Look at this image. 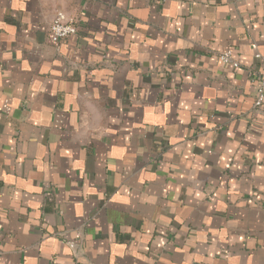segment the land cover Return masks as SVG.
Instances as JSON below:
<instances>
[{"label":"crops","instance_id":"0c3cea01","mask_svg":"<svg viewBox=\"0 0 264 264\" xmlns=\"http://www.w3.org/2000/svg\"><path fill=\"white\" fill-rule=\"evenodd\" d=\"M256 54L264 0H0V264H264Z\"/></svg>","mask_w":264,"mask_h":264},{"label":"built area","instance_id":"2783aa9c","mask_svg":"<svg viewBox=\"0 0 264 264\" xmlns=\"http://www.w3.org/2000/svg\"><path fill=\"white\" fill-rule=\"evenodd\" d=\"M47 33L49 40L53 44H58L61 41L74 36L76 34V26L73 20H69L65 17L64 13L56 12L51 20ZM254 58L260 63L261 72L256 84V91L253 106L255 108L260 107L264 103V58L259 54H256ZM221 62L227 64L231 62V52L226 51L219 56Z\"/></svg>","mask_w":264,"mask_h":264}]
</instances>
